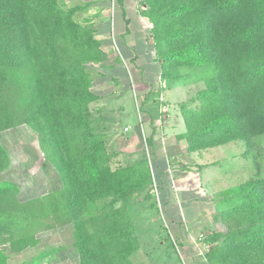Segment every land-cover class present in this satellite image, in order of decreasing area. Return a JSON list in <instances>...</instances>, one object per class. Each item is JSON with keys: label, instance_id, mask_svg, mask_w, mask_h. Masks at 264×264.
I'll return each instance as SVG.
<instances>
[{"label": "trees", "instance_id": "1", "mask_svg": "<svg viewBox=\"0 0 264 264\" xmlns=\"http://www.w3.org/2000/svg\"><path fill=\"white\" fill-rule=\"evenodd\" d=\"M63 0H0V133L27 126L61 187L20 200L0 185V264L70 226L78 264H133L139 243L128 203L151 184L145 159L112 169L90 105L100 96L87 71L106 56L85 6ZM152 25L160 79L202 83L179 104L187 154L264 136V0H141ZM257 144V143H256ZM247 154V152H246ZM256 159L257 155L253 156ZM257 164V162H255ZM9 155L0 143V173ZM222 190L210 216L207 264H264V170Z\"/></svg>", "mask_w": 264, "mask_h": 264}, {"label": "crops", "instance_id": "2", "mask_svg": "<svg viewBox=\"0 0 264 264\" xmlns=\"http://www.w3.org/2000/svg\"><path fill=\"white\" fill-rule=\"evenodd\" d=\"M140 2L77 0L67 8L85 6L75 19L79 15V23L93 24L95 38L101 42L106 56L104 62L90 64L87 71L92 89L100 96L91 104L96 114L94 124L103 131L111 159L133 164L145 159L147 154L153 164L152 175L159 185L166 218L177 236L180 237L179 230L191 236L202 227L218 226L210 221L218 193L212 188V178L205 174L208 168L201 163L202 154H187L186 141L179 139L185 133V125L178 105L191 99L203 85L195 91L191 84L166 85L159 75L157 80L143 78V63L147 60L152 63L157 58L153 47L146 42L150 30L146 27L148 20L141 14ZM159 112L164 113L162 121ZM132 113L133 122L121 123ZM124 128L129 131L123 134ZM143 147L148 148L146 153Z\"/></svg>", "mask_w": 264, "mask_h": 264}, {"label": "rangeland", "instance_id": "3", "mask_svg": "<svg viewBox=\"0 0 264 264\" xmlns=\"http://www.w3.org/2000/svg\"><path fill=\"white\" fill-rule=\"evenodd\" d=\"M76 3L77 0L62 1L64 8ZM75 21L77 23L81 21L79 15ZM146 27L150 30L152 25L148 22ZM148 36L146 42L154 49L152 38L150 35ZM153 54H155V49ZM143 64V78L157 80V75L160 77L158 60L152 61V63L147 60ZM124 80H129V78H124ZM188 81L190 80H182L180 84L183 86V83ZM199 86H202L199 82L191 84L195 91L201 88ZM163 114L159 112L161 121L164 119ZM95 115L92 111L93 128L103 135V131H99L94 124ZM132 115L122 119L121 123L124 121L133 122L134 113ZM137 116H139L138 112ZM127 132L123 131V134ZM255 141V146L252 148H247L243 142H238L215 147L202 153L201 163L205 168H208L205 174L212 178V188L217 191L218 195L222 190L254 176L258 169L257 164L260 171L263 172L264 136L257 137ZM0 143L10 159L8 169L0 173V185L7 183L18 185L21 201L55 191L62 186L55 167L47 160L39 147L36 133L29 127L20 126L1 132ZM143 149L146 153L148 148L143 147ZM255 155H257L256 159L253 157ZM150 160L146 154L145 161L152 176L151 184L139 197L130 199L127 207L139 243L138 250L131 257L133 264H207L204 255L212 245L209 244L208 247H205L207 246L205 239L213 232L224 231V228L220 224L214 229H208L206 226L202 227L200 231L196 230L197 232L191 233V236L183 235L179 230L180 237L177 236L176 229L171 227L170 221L166 218L159 185L152 175L154 170ZM109 164L112 169L129 165L126 161L114 162L113 159ZM213 164L215 165L212 166ZM201 233L203 235L200 237ZM192 239L196 241L194 242ZM39 240L40 243L37 247L20 254L7 252L10 264H78V257L72 245L70 226L41 232Z\"/></svg>", "mask_w": 264, "mask_h": 264}, {"label": "built area", "instance_id": "4", "mask_svg": "<svg viewBox=\"0 0 264 264\" xmlns=\"http://www.w3.org/2000/svg\"><path fill=\"white\" fill-rule=\"evenodd\" d=\"M137 109H138V108H137ZM123 131H124V132H127V131H128V128H124ZM205 247H208V245L205 246ZM206 252H207V250H206Z\"/></svg>", "mask_w": 264, "mask_h": 264}]
</instances>
